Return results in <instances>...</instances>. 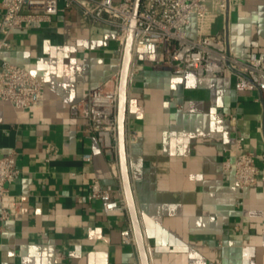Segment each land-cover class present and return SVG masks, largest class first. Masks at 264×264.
Returning a JSON list of instances; mask_svg holds the SVG:
<instances>
[{
    "label": "crops",
    "instance_id": "obj_1",
    "mask_svg": "<svg viewBox=\"0 0 264 264\" xmlns=\"http://www.w3.org/2000/svg\"><path fill=\"white\" fill-rule=\"evenodd\" d=\"M213 14L211 34L238 58L264 54V0H227L225 12ZM9 39L0 60L23 67L44 89L21 110L0 99V157L14 151L20 170L8 185L20 214L0 224V264L139 262L136 246L120 242L127 209L105 211L87 199L95 179L121 186L117 152L102 148L87 120L70 111L119 71L114 30L71 7ZM161 58L148 45L133 60L126 118L150 264H264V98L237 92L228 72L174 74L156 64ZM236 138L259 168L244 189L222 169Z\"/></svg>",
    "mask_w": 264,
    "mask_h": 264
},
{
    "label": "built area",
    "instance_id": "obj_2",
    "mask_svg": "<svg viewBox=\"0 0 264 264\" xmlns=\"http://www.w3.org/2000/svg\"><path fill=\"white\" fill-rule=\"evenodd\" d=\"M71 7L78 8L93 24L111 27L122 56L132 17V0H0V50L11 48L9 37L13 30L49 22L60 11ZM226 9L227 0H141L133 38V60L142 49L154 45L162 51V58L156 64L174 74L192 70L199 77H216L228 72L234 78L237 92L256 90L264 98V54L251 53L246 59H240L229 50L224 38L210 32L215 18L213 12ZM192 14L195 30L190 36L188 25ZM118 77L119 71L70 107L74 116L87 120V129L97 143L113 151H116ZM43 89V83L26 69L7 59L0 60V99L21 110L36 104ZM134 138L135 134L127 135L128 144ZM53 151L54 147H49L48 156ZM234 152L233 159L227 156L222 161L223 171L232 172L239 189L254 185L259 173L256 155L242 150L239 138L235 139ZM19 174L14 151L0 157V224L20 214L19 202L8 188ZM87 199L98 201L105 211L126 210L121 186L95 179L88 184ZM119 234L122 244L135 245L131 225Z\"/></svg>",
    "mask_w": 264,
    "mask_h": 264
},
{
    "label": "water",
    "instance_id": "obj_3",
    "mask_svg": "<svg viewBox=\"0 0 264 264\" xmlns=\"http://www.w3.org/2000/svg\"><path fill=\"white\" fill-rule=\"evenodd\" d=\"M141 0H132V17L126 34V41L121 56V64L118 77V99L116 106L117 132L116 152L118 158V169L121 187L125 198L126 209L130 218V225L134 235L135 246L140 264H150L149 254L143 234L141 220L139 217L135 196L131 184L129 172V154L126 132V118L128 106V85L131 76V65L133 62V38L136 26V16L139 12Z\"/></svg>",
    "mask_w": 264,
    "mask_h": 264
},
{
    "label": "rangeland",
    "instance_id": "obj_4",
    "mask_svg": "<svg viewBox=\"0 0 264 264\" xmlns=\"http://www.w3.org/2000/svg\"><path fill=\"white\" fill-rule=\"evenodd\" d=\"M194 27H195V17H194V14H192L190 24L188 25V30L190 32V36H192V32L194 30Z\"/></svg>",
    "mask_w": 264,
    "mask_h": 264
}]
</instances>
